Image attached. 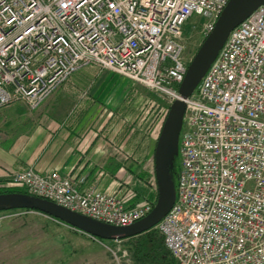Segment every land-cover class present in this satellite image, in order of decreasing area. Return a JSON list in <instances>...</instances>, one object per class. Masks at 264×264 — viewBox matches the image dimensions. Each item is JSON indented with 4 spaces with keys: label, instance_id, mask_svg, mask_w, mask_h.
<instances>
[{
    "label": "built area",
    "instance_id": "built-area-1",
    "mask_svg": "<svg viewBox=\"0 0 264 264\" xmlns=\"http://www.w3.org/2000/svg\"><path fill=\"white\" fill-rule=\"evenodd\" d=\"M228 1L0 0V108H37L88 64L172 102L188 65L182 26L204 16L206 36ZM184 103L175 200L155 227L178 264H264V3L230 31ZM83 181L30 167L9 178L31 195L115 226L154 206L128 204ZM108 250L114 264H134L127 252Z\"/></svg>",
    "mask_w": 264,
    "mask_h": 264
},
{
    "label": "rangeland",
    "instance_id": "rangeland-1",
    "mask_svg": "<svg viewBox=\"0 0 264 264\" xmlns=\"http://www.w3.org/2000/svg\"><path fill=\"white\" fill-rule=\"evenodd\" d=\"M206 24V17L192 15L182 26L181 43L186 62L192 59L205 38ZM79 76L81 80H74ZM61 89L66 92L65 96L52 110L48 102ZM172 102L167 96L122 74L88 64L59 85L37 108L30 109L22 102L1 107L0 148L5 151L13 148L18 153L27 154L44 139V122L50 119L77 122L90 130L89 136L105 138L104 148L113 152L119 182L113 193L126 197L128 204L155 203L153 152L162 121ZM85 136L80 135L78 141L81 143V161L77 166L83 173L81 178L85 177L86 187L105 191L103 185L110 176L85 157L89 148L82 142ZM120 143H130L131 147L126 149ZM178 165L179 156L175 155L170 164L173 180ZM23 167L19 164L18 167L5 168L1 192L13 186L9 182L11 174ZM49 170L56 169L43 172ZM67 176L74 177L72 172ZM18 211L0 210V264H114L109 247L117 248L118 255L127 252L126 257L134 258V239H121L118 245L113 240L94 237L37 210L26 214Z\"/></svg>",
    "mask_w": 264,
    "mask_h": 264
},
{
    "label": "water",
    "instance_id": "water-1",
    "mask_svg": "<svg viewBox=\"0 0 264 264\" xmlns=\"http://www.w3.org/2000/svg\"><path fill=\"white\" fill-rule=\"evenodd\" d=\"M262 3L264 0H229L213 29L205 36L189 61L178 88L179 98L170 104L154 147L153 170L157 197L152 210L145 217L127 226H115L71 211L44 198L16 192L0 194V210L21 208L37 210L103 240L131 238L155 227L175 200L170 164L178 152L179 134L185 111L184 99L192 94L230 31Z\"/></svg>",
    "mask_w": 264,
    "mask_h": 264
},
{
    "label": "crops",
    "instance_id": "crops-1",
    "mask_svg": "<svg viewBox=\"0 0 264 264\" xmlns=\"http://www.w3.org/2000/svg\"><path fill=\"white\" fill-rule=\"evenodd\" d=\"M72 79L70 81H72ZM81 79V76L74 78V80ZM65 93L66 92L61 89L59 94H56L49 100L48 104L52 110H54L55 107H58L56 103L60 101L62 96H65ZM44 124L45 126L42 127L44 131V139L41 141L39 140L38 147L30 150L27 154L18 153L16 152L17 150H13V148L8 151H5L4 148H0L1 179H4L5 168L18 167L19 164H21L24 166L23 168L30 167L39 172L55 168L62 176H67L72 172V175H74L73 178L79 180L83 173L81 168L77 166L81 161L79 149L81 143L78 141L81 139L80 135L84 134L86 136L82 139V142L89 145L85 157L93 162L94 167L97 166L98 168H101L110 176V179L106 180L103 185L105 189L104 192L113 193L117 190L119 183L116 177L118 174V166L116 162L113 163L115 160L113 152L111 153L110 149L104 148L107 143L105 138L89 136L90 130L77 122L63 123L50 119L47 123L44 122ZM109 143L110 142H108V144ZM113 143L116 144L115 142ZM133 143L135 144V142ZM123 146L128 149L131 147V144H124ZM133 147H136L137 149V146ZM4 153L6 155H4ZM79 184L83 186L85 185V181L80 182Z\"/></svg>",
    "mask_w": 264,
    "mask_h": 264
},
{
    "label": "trees",
    "instance_id": "trees-1",
    "mask_svg": "<svg viewBox=\"0 0 264 264\" xmlns=\"http://www.w3.org/2000/svg\"><path fill=\"white\" fill-rule=\"evenodd\" d=\"M176 155H178V152ZM178 168L179 165L176 168V177L178 173ZM171 178L174 179L173 175H171ZM3 182L4 179L0 178V184H3ZM15 192L29 194L26 189L22 186H11L3 192L0 191V194ZM132 239L135 240V253L134 258L132 257V261L134 262V264H178L176 259L172 256V254L164 245L163 235L156 227H153L144 233L134 236L129 240Z\"/></svg>",
    "mask_w": 264,
    "mask_h": 264
},
{
    "label": "bare ground",
    "instance_id": "bare-ground-1",
    "mask_svg": "<svg viewBox=\"0 0 264 264\" xmlns=\"http://www.w3.org/2000/svg\"><path fill=\"white\" fill-rule=\"evenodd\" d=\"M189 63V62H188ZM172 181H173V184H176L177 183V179H175V180H173L172 179ZM156 190H157V187H156ZM47 200V199H46ZM50 201V200H49ZM52 202V201H51Z\"/></svg>",
    "mask_w": 264,
    "mask_h": 264
}]
</instances>
